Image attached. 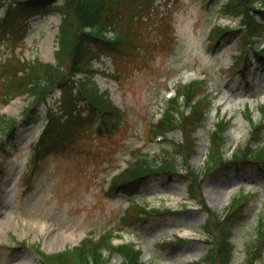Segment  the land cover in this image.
Masks as SVG:
<instances>
[{"label": "rangeland", "instance_id": "rangeland-1", "mask_svg": "<svg viewBox=\"0 0 264 264\" xmlns=\"http://www.w3.org/2000/svg\"><path fill=\"white\" fill-rule=\"evenodd\" d=\"M222 1L156 0L158 12L141 25L146 45L125 50L117 60L105 54L92 59L98 69L94 75L98 88L123 111L112 132L96 131V122L85 125L55 147L41 150L39 146L33 161V144L42 131L46 109L59 107L61 91L52 87L45 103L32 107V97L26 95L2 102L0 89V264H43L42 253L69 248L85 235L97 238L104 232L121 235L115 242L133 241L141 247L143 264H200L207 245L202 231L206 212L199 203L222 213L240 191L257 194L245 219L234 222L230 237L234 248L229 264L245 263L256 238L257 218L264 215V168L257 163L233 162L204 176L195 190L198 202L188 197L189 181L179 174L153 175L134 194L107 189L134 149L157 157L172 151L171 143L181 137L179 130L157 142L148 129L159 117L172 86L177 88L192 77H203L207 91L214 94L203 123L193 132L196 145L188 163L194 170L204 169L208 133L218 116L228 124L227 157L233 147L264 144L260 113L264 63L251 50L245 72L237 70L238 36L207 45L212 23L238 28L240 15L222 13ZM1 11L0 5V15ZM58 21L53 10L30 17L20 42H0V64L5 60L9 66L16 60L53 62ZM86 108L84 103L81 109ZM11 118L17 123L8 134L5 121ZM249 119L254 125L263 123L259 140L251 137ZM176 161L178 171L185 173L187 165L182 159ZM131 201L161 212L138 219L129 212ZM126 212L130 218L122 217ZM103 253L105 264L120 263L119 255ZM255 264H264V250Z\"/></svg>", "mask_w": 264, "mask_h": 264}, {"label": "trees", "instance_id": "trees-1", "mask_svg": "<svg viewBox=\"0 0 264 264\" xmlns=\"http://www.w3.org/2000/svg\"><path fill=\"white\" fill-rule=\"evenodd\" d=\"M155 1L2 0L0 42H20L28 30L29 18L34 15L45 14L49 10L59 14L53 62L16 60L15 65L9 66L5 60L0 64L1 100L4 103L15 95L27 94L32 97L33 107L41 102L45 103L52 87L56 86L61 91L59 107L47 108L46 123L33 146V161L37 159L39 146L41 150L45 146L55 147L78 133L85 125L96 122V131L104 128L112 132L117 128L123 111L98 88L94 80L98 69L94 67L92 59L98 60L105 54L117 60L125 50L146 45L141 25L158 12ZM220 8L223 13L241 15L240 27L233 29L216 25L210 32V41L218 42L228 36H238L240 47L235 62L240 70L245 71L249 66L251 50L257 60L264 63V44L261 47H248L264 42V0H225ZM213 97L204 82L194 80L181 85L176 96L168 102L162 118L156 124H150L148 129L150 137L157 134L163 138L169 132L179 130L181 137L171 143L172 151H162L160 157H150L146 152L134 149L131 152L135 157L134 161L113 178L110 189L134 194L153 175L171 177L172 174H179L189 181L188 196L197 200L195 190H199L200 180L211 172L225 170L229 164L241 161H251L264 168V144L260 141L254 146L248 144L244 149H233L230 157L225 155L224 133L227 126L223 121L216 123L208 134L205 174L187 164L195 151L196 138L193 132L203 123ZM84 103L87 106L85 111L81 109ZM262 110L264 111V107ZM5 122V132L10 134L17 122L13 118ZM262 127L263 123L260 121L254 125L251 133L253 139L259 140ZM176 159L186 162V174H180ZM256 195L240 191L231 199L225 214L211 210L201 201L206 211L202 230L210 236V240L206 242V251L200 256L201 264H229L234 248L230 241L234 222L237 220L240 223L245 219L243 216ZM128 207L129 212L138 219L161 212L135 202H131ZM236 212L240 214L239 217L234 215ZM131 214L126 212L124 216L130 218ZM109 233L100 235L96 240L85 238L77 245L43 256L49 264H103V250L109 246L113 253L117 252L122 256L119 264H143L140 259L141 247H136L133 242L113 246L106 240ZM249 248L244 264H255L256 260L261 259L264 250V215L257 218L256 238Z\"/></svg>", "mask_w": 264, "mask_h": 264}]
</instances>
